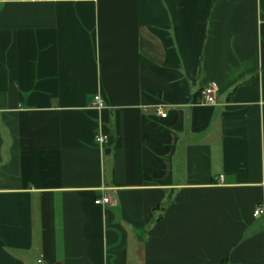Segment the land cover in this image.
<instances>
[{
	"label": "crops",
	"instance_id": "crops-1",
	"mask_svg": "<svg viewBox=\"0 0 264 264\" xmlns=\"http://www.w3.org/2000/svg\"><path fill=\"white\" fill-rule=\"evenodd\" d=\"M257 207L264 0H0V264H264Z\"/></svg>",
	"mask_w": 264,
	"mask_h": 264
},
{
	"label": "built area",
	"instance_id": "built-area-1",
	"mask_svg": "<svg viewBox=\"0 0 264 264\" xmlns=\"http://www.w3.org/2000/svg\"><path fill=\"white\" fill-rule=\"evenodd\" d=\"M217 92V85L215 83H212L208 86H206L203 91H202V96H203V100L202 102L205 104H215V94ZM95 105L98 108H102L105 106L104 101L102 100L101 96L97 95L95 96ZM162 117H165L167 115L166 112H161L160 113ZM103 138L101 136L97 137V141L100 143H103ZM110 198L107 195H104L102 197L96 198L95 202L97 204H107L109 203ZM261 214H264V209L262 207H257L254 211V215L255 216H259ZM39 262H42V259L39 260Z\"/></svg>",
	"mask_w": 264,
	"mask_h": 264
}]
</instances>
